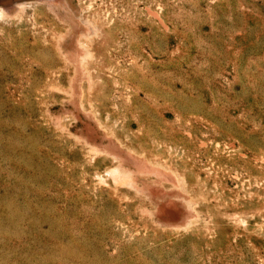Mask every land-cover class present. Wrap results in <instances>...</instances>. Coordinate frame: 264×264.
I'll use <instances>...</instances> for the list:
<instances>
[{"label": "rangeland", "instance_id": "1", "mask_svg": "<svg viewBox=\"0 0 264 264\" xmlns=\"http://www.w3.org/2000/svg\"><path fill=\"white\" fill-rule=\"evenodd\" d=\"M26 1L0 12V264H264V0Z\"/></svg>", "mask_w": 264, "mask_h": 264}, {"label": "bare ground", "instance_id": "2", "mask_svg": "<svg viewBox=\"0 0 264 264\" xmlns=\"http://www.w3.org/2000/svg\"><path fill=\"white\" fill-rule=\"evenodd\" d=\"M34 1H36V0H34ZM48 1H53V0H48ZM27 2H29V1H26V2L23 1V2H20L18 4H23V3H27ZM29 3H31V2H29ZM13 7H14L13 4L2 5V6H0V12L3 11V10L9 11ZM153 170H155V169H153ZM154 192L157 193L158 189L154 190ZM160 210L164 211V216H163V213L160 212ZM158 212H160L159 215L162 216V218H164V219H166L168 217H171L170 219H174L175 217H178V215L180 214L178 209L175 208V205H172V203L168 204L167 206L164 204L162 206V208L158 209Z\"/></svg>", "mask_w": 264, "mask_h": 264}, {"label": "water", "instance_id": "3", "mask_svg": "<svg viewBox=\"0 0 264 264\" xmlns=\"http://www.w3.org/2000/svg\"><path fill=\"white\" fill-rule=\"evenodd\" d=\"M19 1H24V0H0V5L12 4V3L19 2Z\"/></svg>", "mask_w": 264, "mask_h": 264}]
</instances>
